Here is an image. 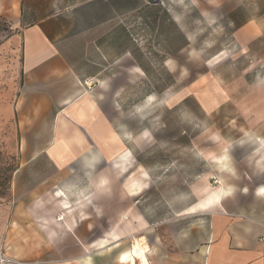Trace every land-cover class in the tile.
Instances as JSON below:
<instances>
[{"label":"crops","instance_id":"obj_1","mask_svg":"<svg viewBox=\"0 0 264 264\" xmlns=\"http://www.w3.org/2000/svg\"><path fill=\"white\" fill-rule=\"evenodd\" d=\"M242 1L225 3L240 22L233 35L254 39L260 18L243 21ZM175 3L0 0V15L14 20L6 44L20 51L24 75L8 109L18 117L22 156L10 197L0 199L4 264H264V124L243 130L241 154L226 146L209 155L217 186L204 173L181 196L163 173L154 203L144 195L149 174L114 187L133 164L116 163L129 147L116 129L115 96L133 71L146 74L148 44L158 54L184 50L190 28L170 9ZM94 151L112 171L94 172L99 156L85 155ZM76 166L91 170V189L79 184Z\"/></svg>","mask_w":264,"mask_h":264},{"label":"rangeland","instance_id":"obj_2","mask_svg":"<svg viewBox=\"0 0 264 264\" xmlns=\"http://www.w3.org/2000/svg\"><path fill=\"white\" fill-rule=\"evenodd\" d=\"M226 1L231 0H176L170 9L184 22L187 19L190 28L184 50L158 54L148 44L146 74L140 78L133 71L130 86L116 94V129L130 149H123L116 163L123 170L133 162L114 183L116 189L130 174L132 184L149 174L144 195L148 203H154L156 181L163 173L173 175L165 177L163 184H170L171 190L174 183L181 196L186 195L187 182L204 173L217 186L218 173L209 155L223 153L226 146L241 154L237 143L243 139V130L264 124V117L257 115L264 112V0H243L239 5L243 21L260 18L261 35L254 39L233 35L240 22L231 20L235 14L230 9L235 5L226 9ZM13 25L11 17L0 15V199L5 200L11 195L22 156L17 148L18 117L8 110L15 106L24 78L20 51L16 54L15 46L6 44L15 32ZM85 155L99 156L95 151ZM98 162L94 172H107L108 167L112 171L113 164L101 155ZM79 167H75L79 184L91 189L86 180L91 170ZM57 185L65 182L57 181Z\"/></svg>","mask_w":264,"mask_h":264},{"label":"built area","instance_id":"obj_3","mask_svg":"<svg viewBox=\"0 0 264 264\" xmlns=\"http://www.w3.org/2000/svg\"><path fill=\"white\" fill-rule=\"evenodd\" d=\"M7 261H9V260H7L5 257H3V256L0 255V264H4Z\"/></svg>","mask_w":264,"mask_h":264},{"label":"bare ground","instance_id":"obj_4","mask_svg":"<svg viewBox=\"0 0 264 264\" xmlns=\"http://www.w3.org/2000/svg\"><path fill=\"white\" fill-rule=\"evenodd\" d=\"M138 246H139V245H137V246H136V244H135V246H134V250H132V251H133V253H135V252H137V251H138V250H137V249H138V248H137Z\"/></svg>","mask_w":264,"mask_h":264}]
</instances>
